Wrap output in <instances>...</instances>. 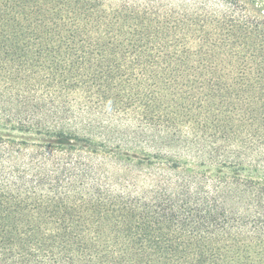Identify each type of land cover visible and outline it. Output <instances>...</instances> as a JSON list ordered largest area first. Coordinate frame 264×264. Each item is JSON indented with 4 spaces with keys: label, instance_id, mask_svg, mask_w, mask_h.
<instances>
[{
    "label": "trees",
    "instance_id": "1",
    "mask_svg": "<svg viewBox=\"0 0 264 264\" xmlns=\"http://www.w3.org/2000/svg\"><path fill=\"white\" fill-rule=\"evenodd\" d=\"M0 264H264V0H0Z\"/></svg>",
    "mask_w": 264,
    "mask_h": 264
},
{
    "label": "rangeland",
    "instance_id": "2",
    "mask_svg": "<svg viewBox=\"0 0 264 264\" xmlns=\"http://www.w3.org/2000/svg\"><path fill=\"white\" fill-rule=\"evenodd\" d=\"M124 120H127L126 117ZM19 137H24L30 140H38L40 139V137L36 136L35 134H17ZM102 141V140H101ZM109 145V150H111V152L117 153L121 150V152L124 153H128L129 155H137L139 157H144L145 154H152L155 155L156 152H158V148H152L149 147L147 145H143L141 147H136L134 148L131 143H127V142H119V140L117 139H113L111 141L108 142ZM167 147V146H165ZM164 148V147H163ZM161 149V148H160ZM161 151H163L165 153V155H171L173 157H179L181 159H189L192 158L191 156H186L184 154H181L180 152L174 150V149H170L169 147L164 148L163 150L161 149ZM178 153V154H177ZM162 156V155H161ZM193 159V158H192ZM200 159H203L202 157L197 159V161ZM136 172H147V170H143L142 168H137V170H135Z\"/></svg>",
    "mask_w": 264,
    "mask_h": 264
}]
</instances>
